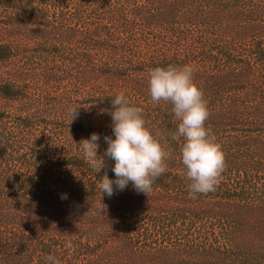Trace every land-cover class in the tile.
I'll return each instance as SVG.
<instances>
[{
	"label": "trees",
	"instance_id": "obj_1",
	"mask_svg": "<svg viewBox=\"0 0 264 264\" xmlns=\"http://www.w3.org/2000/svg\"><path fill=\"white\" fill-rule=\"evenodd\" d=\"M169 64L195 66L225 153L208 194L189 190L172 106L150 98L149 71ZM120 92L173 155L151 192L108 197L114 161L95 173L79 142L97 133L103 156ZM49 255L264 264V0H0V264Z\"/></svg>",
	"mask_w": 264,
	"mask_h": 264
},
{
	"label": "clouds",
	"instance_id": "obj_2",
	"mask_svg": "<svg viewBox=\"0 0 264 264\" xmlns=\"http://www.w3.org/2000/svg\"><path fill=\"white\" fill-rule=\"evenodd\" d=\"M196 68L192 64L156 66L149 71L148 91L154 104H170L178 127L170 139L180 143L183 174L189 181L191 194L214 192L226 169L225 153L211 129L205 126L210 110L203 90L195 83ZM111 127L114 138L104 136L107 148L98 155L100 136L93 132L82 139L80 147L84 159L95 173L105 168V158L114 161L110 179L107 171L100 177L101 194L111 197L116 190L123 191L131 182L137 192H151L154 181L167 170L172 158L168 140L146 126L143 108L134 106L123 92L111 101ZM77 107L70 109V121L78 116ZM71 247L69 243L66 245ZM46 261L59 264L49 255Z\"/></svg>",
	"mask_w": 264,
	"mask_h": 264
},
{
	"label": "rangeland",
	"instance_id": "obj_3",
	"mask_svg": "<svg viewBox=\"0 0 264 264\" xmlns=\"http://www.w3.org/2000/svg\"><path fill=\"white\" fill-rule=\"evenodd\" d=\"M193 224H194V223H192V226H193ZM196 224H198V222H197Z\"/></svg>",
	"mask_w": 264,
	"mask_h": 264
}]
</instances>
